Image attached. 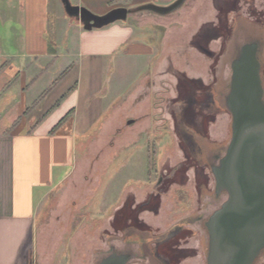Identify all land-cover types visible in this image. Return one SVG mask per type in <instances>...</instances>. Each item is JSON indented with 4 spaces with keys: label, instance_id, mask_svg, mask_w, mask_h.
Instances as JSON below:
<instances>
[{
    "label": "crops",
    "instance_id": "crops-1",
    "mask_svg": "<svg viewBox=\"0 0 264 264\" xmlns=\"http://www.w3.org/2000/svg\"><path fill=\"white\" fill-rule=\"evenodd\" d=\"M68 1L103 15L117 7L170 5L174 0ZM196 1L191 0V6ZM185 4L186 0L168 14L133 11L124 21L85 30L78 17L67 13L62 0H0V264H50L53 259L43 254L41 243L49 227L47 199L82 159L83 148L95 147L104 136L110 140L114 131L125 128L122 125H134L132 104L139 101L149 81H159L172 61L179 66L178 58L184 56L190 59L183 65L185 75L206 82L203 66L194 64L192 58L197 57L188 54L196 48L188 43L199 34L202 45L209 47L205 41L209 43V32L216 30L217 13L212 15L210 1L199 13L195 7L183 9ZM195 15H199L198 21L191 25ZM204 62L202 59L200 64ZM84 68L105 70L108 83L115 80L114 76L124 82L134 69L141 73L121 104L102 114L98 126L92 97L87 95L82 101ZM106 90L105 86L104 93ZM129 141L131 144L134 140ZM111 142L114 145L113 140L107 141L109 145ZM191 171L193 177L187 173L186 178H178L182 181L155 193V206L146 203V191L129 185L118 203L109 201L104 214L95 213L97 210L91 207L93 229H98L100 222L112 229L123 227L142 202L146 206L138 220L148 226L166 227L167 232L175 227L190 231L186 240L180 239L186 243H180L177 251L188 248L198 257L207 243L206 232L202 231L204 214L199 208L210 192L208 186L197 185ZM114 176L107 173L108 180ZM132 194L137 197L128 206ZM93 200L95 208L99 199ZM78 211L75 208L74 221L79 220L82 226Z\"/></svg>",
    "mask_w": 264,
    "mask_h": 264
},
{
    "label": "rangeland",
    "instance_id": "rangeland-1",
    "mask_svg": "<svg viewBox=\"0 0 264 264\" xmlns=\"http://www.w3.org/2000/svg\"><path fill=\"white\" fill-rule=\"evenodd\" d=\"M208 1L211 3L212 15L217 13L218 18L214 25L216 30L209 32V43L205 41L209 47L202 45L203 38L199 34L194 35L188 43L196 48V51L188 54L197 57L195 60L192 58L194 64L203 66L206 82L188 78L182 71L183 65L190 61L189 58H178L179 66L172 61L167 74L162 73L157 82L149 81L139 101L132 104L133 116L130 117L135 120L134 125L126 128L127 122H124L126 126L122 127L125 128L114 131L110 140L104 136L103 141L95 147L82 149V159L73 166L68 178L52 190L46 201L49 227L45 228L41 243L43 254L53 259L50 264H98L112 248L117 253L131 252L133 257L128 264H150L148 246L158 238L163 239L162 236L165 237L170 230L167 232L163 226H148L137 219L139 212L145 210V204L141 202L136 212L130 213L131 221L127 224L125 222L121 228L117 226L112 229L106 222H100V227L93 229L90 223L91 207L97 210L95 213L99 211L100 215L104 214L110 202L120 201L129 185L141 188L139 191H146V203L155 206L158 203L155 193L166 190L176 181H182H178V178H186L187 173L191 177L193 170L197 185L208 186L210 192L208 200L199 208L201 215L204 214V221L227 198L225 192H215L211 166L218 164L219 159L213 156L221 157L224 154L231 137V114L226 99L230 92L232 61L240 45L255 41V37L250 36L251 32L262 33V37L258 33L257 37L264 41V0H198L195 6H191V0H186L183 9L195 7L199 13L206 9ZM198 16L195 15L193 21H189L191 25L197 23ZM235 21L236 25L232 28ZM191 25L189 32L192 31ZM262 51L259 55L264 61V48ZM202 59L204 64H200ZM139 71L132 70L122 83L117 80L118 76H114L115 82L108 83L105 70L84 68L81 80L82 101L87 95L92 97L93 108L98 113L94 119L95 126L100 124L106 110L121 104L127 92L136 86L140 80ZM105 86L107 90L104 93ZM129 139L134 141L129 144ZM112 140L114 145L112 142L109 145L107 141ZM109 172L115 173L111 180L107 178ZM158 177L162 180L160 185L157 183ZM96 197L99 200L93 208V199ZM136 197L132 194L127 199V205ZM75 208L79 210L76 216L82 215V226H79V220L76 223L74 221ZM202 231L206 232L205 229ZM138 232L151 240L150 243H144L142 253L137 245L128 246L124 241L126 235ZM180 239L176 234L169 243L177 246L186 243V239ZM166 244L159 246L163 253L167 252L168 248H164ZM203 250L200 248L196 257V252L189 249L184 253L186 258L178 260L174 258V253H166L167 263L206 264V250ZM253 264H264V256H259Z\"/></svg>",
    "mask_w": 264,
    "mask_h": 264
},
{
    "label": "water",
    "instance_id": "water-1",
    "mask_svg": "<svg viewBox=\"0 0 264 264\" xmlns=\"http://www.w3.org/2000/svg\"><path fill=\"white\" fill-rule=\"evenodd\" d=\"M62 2L68 14L78 17L85 30H91L124 21L133 11L168 14L185 0L168 6L147 3L136 9L117 7L103 15L71 5L68 0ZM231 69L226 99L231 137L218 164L211 166L215 192L224 190L228 196L206 222V264H252L264 248V99L255 45H245ZM130 259L129 254L112 253L98 264H128Z\"/></svg>",
    "mask_w": 264,
    "mask_h": 264
},
{
    "label": "flooded vegetation",
    "instance_id": "flooded-vegetation-1",
    "mask_svg": "<svg viewBox=\"0 0 264 264\" xmlns=\"http://www.w3.org/2000/svg\"><path fill=\"white\" fill-rule=\"evenodd\" d=\"M235 25H236V21L233 23V26H232V28H234L235 27ZM258 32L256 31V32H251V34H250V36H252V37H255V41H252L251 43H245V44H243V45H240L239 47H238V52H237V55H239L240 54V52L242 51V49H243V47L245 46V45H255V51H256V57H257V59H258V61H259V64H260V79H261V83H262V88H263V99H264V61L262 60V57H260V53L261 52H263L262 50H263V48H264V41H260V39H258V34L260 33H258ZM262 34V33H261ZM261 34H259L260 36H261ZM263 36V35H262ZM261 36V37H262ZM264 40V39H263ZM237 55H236V57H237ZM236 57H235V59H236ZM234 59V60H235ZM233 60V61H234ZM232 61V62H233ZM216 106H217V108H219V104L216 102ZM215 159H219L220 158V156L219 155H214L213 156ZM159 178V177H158ZM161 178H159V180H160ZM223 192H225L226 194H227V192L226 191H224V190H222ZM228 196V195H227ZM227 199V198H226ZM226 199H225V201H226ZM224 201V202H225ZM223 202V203H224ZM222 203V204H223ZM221 204V205H222ZM221 207V206H220ZM219 207V208H220ZM210 217V216H209ZM208 220V219H207ZM207 220H205V221H203V226H204V229H205V231H206V234H207V243H206V248H205V250H206V255H207V251H208V241H209V234H208V230H207V227H206V222H207ZM180 228V229H179ZM181 228L182 227H175L173 230H170V232H168L167 234H165V237L164 236H162L163 237V239L162 238H158V239H156V241L155 242H157V243H151V245L150 246H148V251H149V254H150V264H168L167 263V260H168V255H166V253H168V254H170V252H176L177 251V245H172V244H170L169 242V240H171L175 235V232H179V231H181V233L179 234V238H181V239H185L188 235H189V233H190V231H188V230H186V229H182L181 230ZM178 229V230H177ZM174 232V233H173ZM181 236V237H180ZM165 239V240H164ZM124 241H125V243L129 246V245H131V244H133V245H137L138 246V248H141V250H140V253H142V251H144L143 249H142V246L144 245V243H148L149 241L151 242V240H150V238H144V237H142V235H139V234H137V233H131V234H129L128 236L126 235L125 237H124ZM149 242V243H150ZM163 243H167L166 245H165V249L166 248H168L167 249V252L166 253H163V252H161L160 251V248H159V246L160 245H162ZM178 250H180V249H178ZM189 249L188 248H185V249H181V253H178V251L175 253V257L174 258H176V259H178V257L179 256H181V255H183L184 256V253L186 252V251H188ZM165 252V251H164ZM112 253H117L113 248L108 252V254L107 255H109V254H112ZM119 253H125V254H129L130 255V257H131V259H132V257H133V254L131 253V252H129V251H124V252H119ZM171 255V254H170ZM261 255H263L264 256V248H261L260 249V251H259V253H258V255L256 256V258L254 259V261L259 257V256H261ZM130 259V260H131ZM254 261H253V263H254ZM252 263V264H253ZM137 264V263H136ZM173 264V263H172Z\"/></svg>",
    "mask_w": 264,
    "mask_h": 264
}]
</instances>
